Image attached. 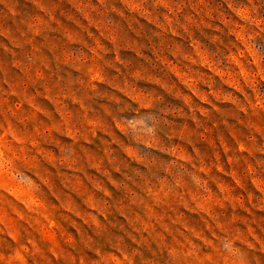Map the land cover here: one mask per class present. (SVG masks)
<instances>
[{
  "label": "rangeland",
  "instance_id": "obj_1",
  "mask_svg": "<svg viewBox=\"0 0 264 264\" xmlns=\"http://www.w3.org/2000/svg\"><path fill=\"white\" fill-rule=\"evenodd\" d=\"M0 264H264V0H0Z\"/></svg>",
  "mask_w": 264,
  "mask_h": 264
}]
</instances>
